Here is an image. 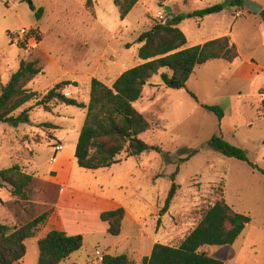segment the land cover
Masks as SVG:
<instances>
[{
  "label": "rangeland",
  "instance_id": "1",
  "mask_svg": "<svg viewBox=\"0 0 264 264\" xmlns=\"http://www.w3.org/2000/svg\"><path fill=\"white\" fill-rule=\"evenodd\" d=\"M167 1L142 0L122 19L114 0H93L92 10L87 0H0V84L9 81L22 61H37L43 72L29 83L30 88L45 92L60 80H75L78 85L66 86L64 93L87 103L92 77L111 85L120 71L141 62L139 37L152 27L153 18L161 19L159 11ZM193 1L189 6L187 0H171L181 14L228 0ZM253 1L264 10V0ZM33 26L43 33L38 48L12 44L8 32ZM179 26L188 38L187 46L231 35L240 57L233 63L215 59L198 66L182 89L168 88L160 75L154 76L135 106L152 124L143 138L155 148L136 157L123 153V161L109 170H85L76 164L74 185L94 186L122 203L129 214L122 233L113 235L91 214L71 213L65 218L67 228L82 234L84 245L62 264H89L103 252L127 254L135 264H142L156 242L179 244L224 188L227 202L251 221L234 244L203 250L225 264H264V174L247 161L207 147L214 135H221L247 150L250 161L264 168V19L244 5L204 18H186ZM252 63L259 67L252 69ZM206 105L223 107L224 117L220 119ZM86 113L83 108L60 105L51 112L33 108L30 123L18 127L0 122V170L18 164L34 176L28 199L15 197L12 187L0 179V222L11 231L51 210L55 197L48 179L55 175L54 147L57 142L64 144L58 138L70 143L64 133L81 131ZM177 169L176 196L160 215ZM48 229L47 221L26 240L27 253L15 264H38V238Z\"/></svg>",
  "mask_w": 264,
  "mask_h": 264
},
{
  "label": "trees",
  "instance_id": "2",
  "mask_svg": "<svg viewBox=\"0 0 264 264\" xmlns=\"http://www.w3.org/2000/svg\"><path fill=\"white\" fill-rule=\"evenodd\" d=\"M193 6V0H187ZM246 0H228L204 8L191 10L187 14L168 12L163 19L153 18L152 27L140 35L141 45L138 49L140 63L126 69L110 86L100 79L91 80L89 101L67 95L63 89L67 85L78 83L63 80L45 92H38L28 85L42 72L37 61H22L19 69L9 81L0 84V122L13 127L30 123V111L42 108L51 112L60 105L76 106L86 109V118L81 128L75 157L77 164L85 170L110 169L123 161L122 154L127 157L140 156L145 151L155 148L149 144L143 134L152 129L151 122L136 106L142 97L144 88L156 75H160L164 86L173 89L187 87L191 76L198 66L215 59H223L233 63L240 52L231 35L207 40L203 43L187 46L188 38L180 28L186 18H204L207 15L221 12L226 7L244 6ZM140 0H114L120 16L125 19ZM86 6L92 10L93 0H87ZM35 10V7L32 6ZM43 8L36 12L41 18ZM264 19V10L260 12ZM192 96L195 97L194 93ZM32 103L30 106L26 105ZM220 119L225 115L224 108L219 105H206ZM53 126L52 123H47ZM207 147L226 156L247 161L253 169L264 174V168L250 161L244 148L234 145L221 135H214ZM199 150L192 151L182 161L190 159ZM172 175V185L165 204L160 212L164 215L176 196L178 183L176 175ZM0 179L12 187V194L19 199H28L30 186L34 176L23 171L20 165L14 164L0 170ZM0 183V187L3 186ZM52 211H45L11 231L9 226L0 222V264H15L27 253L26 240L36 236ZM126 210L123 206L103 211L101 219L108 222V232L120 235ZM251 217L235 210L225 198V188L213 204L201 211L196 226L177 245L156 242L150 255L142 258V264H225L205 250V246L231 245L242 234ZM38 264H61L75 251L82 249L84 236L68 234L64 230L52 229L38 239ZM71 264H78L76 262ZM101 264H135L127 254H104Z\"/></svg>",
  "mask_w": 264,
  "mask_h": 264
},
{
  "label": "crops",
  "instance_id": "3",
  "mask_svg": "<svg viewBox=\"0 0 264 264\" xmlns=\"http://www.w3.org/2000/svg\"><path fill=\"white\" fill-rule=\"evenodd\" d=\"M141 1L142 0H140V2ZM161 8L162 9L165 8L167 12H169L171 10L175 13H178L177 6L172 4L171 0H168L163 6H161ZM160 12H161V10L159 11V13ZM114 63L116 65H118V60L114 61ZM125 67H128V66H125ZM250 67L256 68L259 66L252 63L250 65ZM112 68H114V67H112ZM119 68L120 67H117V69L115 68L116 71L117 70L119 71ZM128 68H130V67H128ZM128 68H124L122 71H120V73H118V75L112 81V84L121 75V73H123V71H125ZM108 78L110 79L109 75H108ZM63 80H70V79H63ZM63 80H60V81H63ZM60 81H58V82H60ZM75 82H77V81H75ZM90 87H91V84H90ZM48 88H50V87H47L45 89H48ZM64 92H68V87L64 90ZM58 130H60V129H58ZM79 134H80V131H78V130L74 131V132L72 131V129L69 130V132L64 133V135L68 136L69 139L70 138L72 139L71 141L69 140L70 143L67 144L65 138L64 139L58 138L57 141L64 142V148L60 152L56 153L55 147H54V153L56 154V160L53 163H51V171H53V173H55V175L50 176V178L48 179V181H49L48 184L54 190L53 195L55 197V202H54L53 206L51 207L52 213L48 219L49 229L47 230V232L52 230V229H60V230L66 231L68 234H72V235L78 234L77 232H75V233L70 232L68 230L66 222H65V218L70 216L71 213H73V212L78 213V214L84 213L86 216L91 214L92 216H94V218H96V220L100 224H102V226L104 227V230H106V229L108 230V227H109L108 222L104 221L105 224L101 223V221H102L101 216H100L101 213L103 211L112 210V209H116L120 206H123L122 203H120L118 200H115V198H112L111 196L105 195L102 191L95 189L94 186H89V188H85V187L83 188L81 186H78V185L76 186L73 184L74 183L73 182V175H74L75 170H77L76 169L77 161H76V157H75V151H76V146H77ZM56 135H57V133H56ZM58 143L59 142H57L56 144H58ZM98 170H100V169H98ZM98 170H95V171H98ZM125 210H126V214H125V217L123 220L122 231L124 230L125 222H126L128 214H129V210L127 208H125ZM86 213H88V215ZM152 248H151L148 255H150ZM104 254H111V253L103 252L96 259L93 258V259L89 260V264H101L102 256ZM112 255H119V254H112ZM68 259H66V260H68ZM72 263H74V262H72Z\"/></svg>",
  "mask_w": 264,
  "mask_h": 264
},
{
  "label": "built area",
  "instance_id": "4",
  "mask_svg": "<svg viewBox=\"0 0 264 264\" xmlns=\"http://www.w3.org/2000/svg\"><path fill=\"white\" fill-rule=\"evenodd\" d=\"M202 1V0H198ZM168 15V12L163 8L160 12L159 18L163 19ZM8 36L12 42L17 46L26 48V49H35L38 48L41 44L43 33L38 26H33L30 28L22 27L21 29L8 32ZM64 148V144L58 143L55 145L56 153L60 152ZM56 160V155L52 157L51 161Z\"/></svg>",
  "mask_w": 264,
  "mask_h": 264
},
{
  "label": "water",
  "instance_id": "5",
  "mask_svg": "<svg viewBox=\"0 0 264 264\" xmlns=\"http://www.w3.org/2000/svg\"><path fill=\"white\" fill-rule=\"evenodd\" d=\"M245 6L248 7L253 13H260L263 10V5L253 0H246Z\"/></svg>",
  "mask_w": 264,
  "mask_h": 264
}]
</instances>
